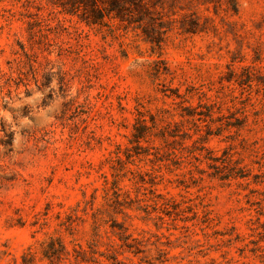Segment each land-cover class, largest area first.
Wrapping results in <instances>:
<instances>
[{"label": "rangeland", "instance_id": "rangeland-1", "mask_svg": "<svg viewBox=\"0 0 264 264\" xmlns=\"http://www.w3.org/2000/svg\"><path fill=\"white\" fill-rule=\"evenodd\" d=\"M145 2L0 0V264H264V0Z\"/></svg>", "mask_w": 264, "mask_h": 264}, {"label": "trees", "instance_id": "trees-1", "mask_svg": "<svg viewBox=\"0 0 264 264\" xmlns=\"http://www.w3.org/2000/svg\"><path fill=\"white\" fill-rule=\"evenodd\" d=\"M70 5L69 6H62L67 9L68 13L75 14L77 12H81V18L82 21H84L86 24L90 25H103L104 24V18L105 17H111L118 19L121 22H127L129 24L131 23H139L142 22L141 18H153L151 9L147 7L146 0H110L107 4V6H104L105 4L100 0H69ZM156 3H161L163 0H155ZM157 4H153V7H155ZM228 5L231 6V10L233 12H237V4L236 0H228ZM133 18H137V20H133ZM194 19L190 20V27L186 28V32L189 33H195V32H202L204 28L202 25H200L199 17L195 16L192 17ZM196 18V19H195ZM259 60V59H258ZM244 77L238 78L236 81L239 85H250L252 82V73L249 68L244 69ZM152 124L155 127V119L151 118ZM145 123V122H142ZM142 128L144 129L145 133L148 129L145 124L142 125ZM169 127H163L162 130H160L159 134H161V138L166 142L165 133L168 134ZM136 133L133 134L134 142L139 146V142L141 139H145L146 134H142L140 129L135 128ZM155 135V134H152ZM158 151L159 149H156ZM229 174H221L220 179H227ZM58 241V240H57ZM59 243L60 249H64V247ZM127 247H131L130 244H127ZM78 257H84L85 251L80 248V251H76ZM57 257L59 254H55ZM48 256V254H47ZM49 257V256H48Z\"/></svg>", "mask_w": 264, "mask_h": 264}]
</instances>
